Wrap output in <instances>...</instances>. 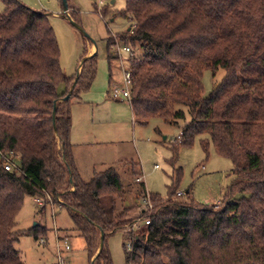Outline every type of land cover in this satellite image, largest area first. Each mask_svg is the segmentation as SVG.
<instances>
[{
    "label": "trees",
    "instance_id": "obj_1",
    "mask_svg": "<svg viewBox=\"0 0 264 264\" xmlns=\"http://www.w3.org/2000/svg\"><path fill=\"white\" fill-rule=\"evenodd\" d=\"M2 2L0 150L20 155L22 173L0 163V264H26L15 248L21 235L45 237L40 224L16 228L26 196L68 208L91 264H113L107 238L117 230H128L126 264H264V0H127L121 16L137 25L118 38L133 49L127 60L133 116L181 126L172 166L180 147L200 137L207 154L212 143L232 161L235 176L215 207L196 201L191 190L178 196L183 168L175 167L168 195L149 192L153 209L143 207L137 218L131 206L120 207L125 185L118 169L86 181L73 155L71 100L93 85L98 51L67 75L50 15L20 0ZM107 44L111 64L114 38ZM206 68L226 72L209 95ZM140 184L142 197L147 188ZM169 225L173 234L162 231Z\"/></svg>",
    "mask_w": 264,
    "mask_h": 264
},
{
    "label": "rangeland",
    "instance_id": "obj_2",
    "mask_svg": "<svg viewBox=\"0 0 264 264\" xmlns=\"http://www.w3.org/2000/svg\"><path fill=\"white\" fill-rule=\"evenodd\" d=\"M20 1L50 15L60 48L61 67L67 75H76L82 59L98 51V68L93 85L82 93L80 99L71 100L70 139L75 144L82 177L89 181L96 171L114 166L125 185V193L118 199L120 207L124 204L131 206L130 216L137 218L144 207L139 197L142 184L137 179L143 177L147 191L166 197L175 167H181L183 176L178 185L179 190H191L193 198L204 205L222 207L235 178L232 161L217 154L212 143L207 154L199 137L192 146L180 147L179 153L175 155L176 163L172 166V142L179 137L181 126L161 117L143 122L133 116L127 98L120 100L111 96V89L115 85L120 88L126 86L123 72L128 69L127 60L133 54L120 50L126 44L118 38L119 33L130 29L131 23H135L129 17L121 16L127 0H68L69 12L65 11L63 0ZM3 10L4 3L0 0V12ZM72 16L78 19L75 21ZM109 36L114 38L112 49L117 55L111 64L107 60ZM85 50L88 54L84 56ZM134 54L140 57L142 52ZM225 74L223 68H219L215 74L206 68L202 78L204 95H209ZM186 120H189L188 115ZM122 159L127 162L117 165ZM15 163L22 169L21 158ZM13 172L22 173L19 169ZM240 195L238 193L235 197ZM17 219L18 230H28L40 224L47 239V243L42 244L41 236L36 238L28 233L20 236L15 248L20 251L26 264H58V237L69 239L70 250L62 252L65 264H91L85 239L73 229L69 210L62 203L45 204L42 210L35 197L26 196ZM126 231L117 230L107 238L113 264H126L123 248L127 243ZM162 231L170 234L174 232L171 225Z\"/></svg>",
    "mask_w": 264,
    "mask_h": 264
},
{
    "label": "built area",
    "instance_id": "obj_3",
    "mask_svg": "<svg viewBox=\"0 0 264 264\" xmlns=\"http://www.w3.org/2000/svg\"><path fill=\"white\" fill-rule=\"evenodd\" d=\"M136 25H137L136 22L131 24L130 28L132 29V32L135 30ZM120 50H124L128 53L132 51L131 47L128 45H124V47L120 48ZM123 75H124V80L126 82V86L124 88H120V87H117L115 85L111 89V91H112L111 96L115 99L124 100L125 98H127L129 100V98L131 97L130 86H131V76H132V75H130L129 68L124 69ZM20 158H21L20 155L15 154L13 151L4 152V151L0 150V163L3 164L4 168L8 171H16L17 169L22 171V169H20V167L15 163V160L20 159ZM157 167L158 166L156 165L155 168H157ZM137 181L142 182L143 177L138 178ZM185 193L186 192L183 190L177 191L178 196H183ZM149 195H150L149 191L146 190V194L144 196H142L140 198V200L142 201V203L146 209L152 210L153 204H152V201L150 200ZM35 201H36V203H38L41 206H43L44 204L47 203L46 200L40 196H36ZM48 203L49 204L52 203L51 197H49ZM149 223H150V220L147 219L146 224H149ZM40 242L42 244H46L47 239L42 236V237H40ZM57 245H58V264H65V260L63 259L62 252L70 250V244H69L68 237H66V238H59L58 237ZM127 248L130 249V243L127 244Z\"/></svg>",
    "mask_w": 264,
    "mask_h": 264
},
{
    "label": "crops",
    "instance_id": "obj_4",
    "mask_svg": "<svg viewBox=\"0 0 264 264\" xmlns=\"http://www.w3.org/2000/svg\"><path fill=\"white\" fill-rule=\"evenodd\" d=\"M68 12H69V9H68ZM94 45V44H93ZM97 45H94V47H96ZM91 49V48H90ZM94 50V48L92 47V51ZM97 50H98V48H97ZM83 62V61H82ZM82 64V63H81ZM81 64H80V66H79V68L77 69V73H79L80 72V69H81ZM129 101V100H128ZM130 104V103H129ZM70 138H71V134H70ZM166 138V137H165ZM73 143V142H72ZM73 155H74V158H75V163H76V166H77V169H78V171H80V165H79V160H78V158H77V155H76V152H75V144L73 143ZM119 163H117V165L118 164H120V163H122V162H127V160H119L118 161ZM109 167H111V166H109ZM108 168V167H107ZM95 170V169H94ZM96 171V170H95ZM81 172V171H80ZM81 175H82V173H81ZM84 179V178H83ZM214 203H217V202H214ZM66 238V237H65Z\"/></svg>",
    "mask_w": 264,
    "mask_h": 264
},
{
    "label": "water",
    "instance_id": "obj_5",
    "mask_svg": "<svg viewBox=\"0 0 264 264\" xmlns=\"http://www.w3.org/2000/svg\"><path fill=\"white\" fill-rule=\"evenodd\" d=\"M63 2H64L65 11L67 12V11H68V2H67V0H63ZM73 22H74V21H73ZM74 24L78 26L77 23L74 22ZM68 97H69V96L67 95L64 99H67ZM54 108H55V107H54ZM55 111H56V108H55V110H54V115H55ZM103 240H104V233L102 234V239H101L100 246L103 245Z\"/></svg>",
    "mask_w": 264,
    "mask_h": 264
}]
</instances>
